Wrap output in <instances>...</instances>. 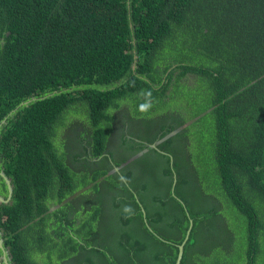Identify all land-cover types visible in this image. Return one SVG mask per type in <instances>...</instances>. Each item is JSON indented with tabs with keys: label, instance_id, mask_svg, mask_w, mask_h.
<instances>
[{
	"label": "trees",
	"instance_id": "1",
	"mask_svg": "<svg viewBox=\"0 0 264 264\" xmlns=\"http://www.w3.org/2000/svg\"><path fill=\"white\" fill-rule=\"evenodd\" d=\"M4 118L12 264H264V0H0Z\"/></svg>",
	"mask_w": 264,
	"mask_h": 264
},
{
	"label": "flooded vegetation",
	"instance_id": "2",
	"mask_svg": "<svg viewBox=\"0 0 264 264\" xmlns=\"http://www.w3.org/2000/svg\"><path fill=\"white\" fill-rule=\"evenodd\" d=\"M172 65H173V66H171V68H173V67L175 66V64H172ZM171 68H169L168 71H169ZM183 80H187V83H188L189 85H192L193 82H194V80H195V75H194V74H191V73H187V75L183 77ZM182 113H183L184 116H187V114H186L184 111H183ZM201 115H202V114H200L199 116H197V117L194 118L193 120L198 119ZM5 119H6V118H4V119L0 122V125H1V123H5V122H6ZM190 122H192V120L188 121L187 123H190ZM126 127H127V125L124 124V131H125V133L127 132V131H126ZM179 127H180V125H178V127L176 128V133L178 132ZM69 136L73 137V138L70 140L71 143H77L78 145L81 143L82 146H83L84 144L86 145V140H83L82 137H80V136H75V134H73V133H70ZM137 141H140V139H138ZM141 141H142V142H146L145 139H143V140H141ZM81 145H79V146L81 147ZM87 156H88V159H90L91 162H94V163H95V162L98 161V158H97V157H93L92 154H91L90 152L88 153ZM89 157H90V158H89ZM91 157H92V158H91ZM69 164H70V163H69ZM73 164H75V162L72 163L71 165H73ZM72 168H74V167H72ZM74 169H75V168H74ZM112 171H119V169L117 170L116 167H114ZM2 173H4V175H5L6 177H8V176L6 175V173L4 172L3 166H2V164H1V162H0V198H2V199H0V204H7V203L11 202L13 192L11 193V197H9V196H10V192H9V184H8L7 179L5 178V176L2 175ZM8 179H10V185L13 187V184H12V180H11V178L8 177ZM101 179H102V178H101ZM90 183H91V182H90ZM92 183H93V182H92ZM174 183H176V181H174ZM90 185H91V184H90ZM90 185L87 184V185H85L84 187H81V188L77 189L75 192H73V194H72L71 196H69V199H74V198H76L78 195H80V198L78 199V201H81V199H84V198H86V197H89L88 200H90V198H91V195H90V194L82 193V192H84L85 190H87V187H89ZM92 199H93V197H92ZM73 201H75V200H73ZM78 201H75V206H76V207L79 205ZM86 203H88V201H85V202L83 203V205H85ZM54 206H57V205L54 204ZM54 206L51 207V210L54 209ZM86 206H87V205H86ZM86 206H85L84 208H86ZM78 207H79V206H78ZM0 232H1L2 237H3V232H2V229H1V228H0ZM51 232H52V231H51ZM3 240H4V238H3ZM4 246H5V241H4ZM5 247H6V246H5ZM6 249H7V247H6ZM0 253H1L2 260H3V264H5V263H4V257H3V256H4L3 251L0 250ZM10 262H11V261H10ZM38 263L41 264L40 261H38Z\"/></svg>",
	"mask_w": 264,
	"mask_h": 264
},
{
	"label": "water",
	"instance_id": "3",
	"mask_svg": "<svg viewBox=\"0 0 264 264\" xmlns=\"http://www.w3.org/2000/svg\"><path fill=\"white\" fill-rule=\"evenodd\" d=\"M136 57L137 56L135 55V58ZM133 67H135V65ZM35 99H36V97H32L31 98V100H35ZM31 100L28 99L27 101H24L21 104H28L29 101H31ZM174 134H176V130H173V131L169 132L168 134L164 135L162 138H160L159 140H157L151 146L152 147H156L157 144L162 143L164 140L168 139L169 137H171ZM139 153H141V152H139ZM116 169L118 170L117 167H116ZM263 173H264V164H263ZM2 175H4V173H2ZM5 178L7 179V182L9 184V192H10V196L9 197H11V193L13 192V187L10 185V179H8V177H6V176H5ZM0 199H2V198H0ZM191 226L192 225H190V228L187 231V235H186L184 241L181 244L178 245L179 252H178L177 259H176L177 262H175V264H180L182 262L181 260H182V256H183V252H184V244H185L186 240L188 239V235L190 233ZM0 250H2L3 251V254H4V256H3L4 257V263L5 264H12V262H10L11 261V256H10L9 250H8V248L6 249V247L4 246V240H3V237H2L1 232H0Z\"/></svg>",
	"mask_w": 264,
	"mask_h": 264
},
{
	"label": "built area",
	"instance_id": "4",
	"mask_svg": "<svg viewBox=\"0 0 264 264\" xmlns=\"http://www.w3.org/2000/svg\"><path fill=\"white\" fill-rule=\"evenodd\" d=\"M0 264H3L1 256H0Z\"/></svg>",
	"mask_w": 264,
	"mask_h": 264
},
{
	"label": "clouds",
	"instance_id": "5",
	"mask_svg": "<svg viewBox=\"0 0 264 264\" xmlns=\"http://www.w3.org/2000/svg\"><path fill=\"white\" fill-rule=\"evenodd\" d=\"M0 256H1V254H0ZM2 258V257H1ZM2 262H3V260H2Z\"/></svg>",
	"mask_w": 264,
	"mask_h": 264
}]
</instances>
